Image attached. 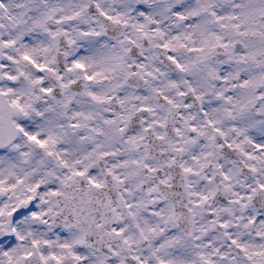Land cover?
Returning a JSON list of instances; mask_svg holds the SVG:
<instances>
[{
  "label": "flooded vegetation",
  "instance_id": "flooded-vegetation-1",
  "mask_svg": "<svg viewBox=\"0 0 264 264\" xmlns=\"http://www.w3.org/2000/svg\"><path fill=\"white\" fill-rule=\"evenodd\" d=\"M89 1L0 0V264H264V37Z\"/></svg>",
  "mask_w": 264,
  "mask_h": 264
},
{
  "label": "rangeland",
  "instance_id": "rangeland-1",
  "mask_svg": "<svg viewBox=\"0 0 264 264\" xmlns=\"http://www.w3.org/2000/svg\"><path fill=\"white\" fill-rule=\"evenodd\" d=\"M123 1H124V3H126V1H129V0H123ZM152 4H153V7H150L151 9H153L154 11H160V13L162 12L164 14H167V12L174 11V10H171V11H168V10L170 8L175 7V6H180V7L195 9L192 12V15L190 16V18L192 20H196L198 22L201 20L199 24H201V23L205 22L206 20H208L205 17H204L205 19H201L200 18L201 11L198 9L199 6L197 4H195V3L189 2L187 0L181 1V2L176 3L174 5L171 4V5H173V7H169V6H167V5H165V4L161 3V2L160 3H157V0H153L152 1ZM209 5H210V0H202L201 1V7L202 8H207ZM183 12L186 13V12H188V10H184ZM174 15H175V18H172L174 20V23H179L180 25L184 26V28L186 27L187 30H185V32H186L185 34L188 35L189 38H192L193 33L196 30V24H194V23H192V21H190V22H187V25H186V21L185 20H182V17H181L182 15L180 14L179 11H177L176 13L174 12ZM202 15L204 16V13ZM231 17H232V15L230 13H226L225 12L224 15H223V18H222V21L221 22H223L225 24H228L231 21ZM160 19L162 21H164L165 23H168L169 22V17L162 16V17H160ZM24 20L26 21V19H24ZM195 33L198 34V32H196V31H195ZM33 49H34V47L28 46V43H25V53L30 54L29 52H33L32 51ZM24 59H25V57H24ZM13 73H15V71L14 72L13 71L10 72L11 76L13 75ZM15 76H16V74H15ZM9 90H10L11 94L14 97H16V98L19 97V95H20V88H19V86H18L17 83H15V82L14 83H11Z\"/></svg>",
  "mask_w": 264,
  "mask_h": 264
},
{
  "label": "water",
  "instance_id": "water-1",
  "mask_svg": "<svg viewBox=\"0 0 264 264\" xmlns=\"http://www.w3.org/2000/svg\"><path fill=\"white\" fill-rule=\"evenodd\" d=\"M1 108H6V106H5V102L3 101V99H1V97H0V109ZM10 119H11V115L10 114H8V113H5L1 118H0V120H5V122H6V124H8V121L7 120H9L10 121ZM11 122V121H10ZM6 129V128H5ZM5 129H4V133H5ZM11 131H12V128H11ZM5 138H4V136L2 135V132H0V147L1 146H5L6 144H7V142L4 140Z\"/></svg>",
  "mask_w": 264,
  "mask_h": 264
}]
</instances>
